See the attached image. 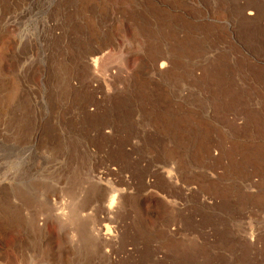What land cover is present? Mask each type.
I'll use <instances>...</instances> for the list:
<instances>
[{
	"label": "rangeland",
	"instance_id": "374dc122",
	"mask_svg": "<svg viewBox=\"0 0 264 264\" xmlns=\"http://www.w3.org/2000/svg\"><path fill=\"white\" fill-rule=\"evenodd\" d=\"M0 264H264V0H0Z\"/></svg>",
	"mask_w": 264,
	"mask_h": 264
},
{
	"label": "bare ground",
	"instance_id": "6f19581e",
	"mask_svg": "<svg viewBox=\"0 0 264 264\" xmlns=\"http://www.w3.org/2000/svg\"><path fill=\"white\" fill-rule=\"evenodd\" d=\"M95 61V60H94ZM94 64V63H93ZM164 64V63H163ZM113 194H116V193H113ZM118 194V193H117ZM118 198V197H117ZM112 203V202H111Z\"/></svg>",
	"mask_w": 264,
	"mask_h": 264
}]
</instances>
